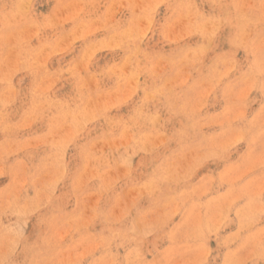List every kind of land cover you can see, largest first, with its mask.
Listing matches in <instances>:
<instances>
[{"label":"rangeland","instance_id":"1","mask_svg":"<svg viewBox=\"0 0 264 264\" xmlns=\"http://www.w3.org/2000/svg\"><path fill=\"white\" fill-rule=\"evenodd\" d=\"M0 264H264V0H0Z\"/></svg>","mask_w":264,"mask_h":264},{"label":"bare ground","instance_id":"2","mask_svg":"<svg viewBox=\"0 0 264 264\" xmlns=\"http://www.w3.org/2000/svg\"><path fill=\"white\" fill-rule=\"evenodd\" d=\"M123 5V4H122ZM192 18V17H191ZM29 30V29H28ZM141 109V108H140Z\"/></svg>","mask_w":264,"mask_h":264}]
</instances>
